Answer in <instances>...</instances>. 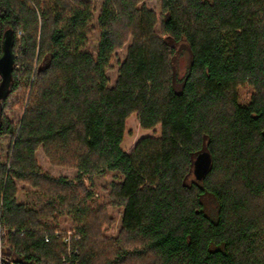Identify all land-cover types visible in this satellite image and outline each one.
I'll use <instances>...</instances> for the list:
<instances>
[{
  "label": "trees",
  "instance_id": "trees-1",
  "mask_svg": "<svg viewBox=\"0 0 264 264\" xmlns=\"http://www.w3.org/2000/svg\"><path fill=\"white\" fill-rule=\"evenodd\" d=\"M91 2L0 0V44L6 32L14 39L12 80L0 101V138L14 137L9 164L0 160V223L15 230L4 239V257L14 264H264V0H160L158 13L144 0H102L95 55L85 49ZM126 44L109 86L106 72ZM241 87L250 90L246 104ZM27 91L14 123L4 112L21 108ZM133 114L142 129L159 125L161 133L126 153ZM39 147L77 177L44 171ZM202 151L211 164L198 181L193 162ZM104 171L122 177L105 204L83 182ZM19 183L28 187L23 203ZM109 206L122 208L110 239L102 233L112 224ZM62 216L79 237L71 263L61 261Z\"/></svg>",
  "mask_w": 264,
  "mask_h": 264
},
{
  "label": "rangeland",
  "instance_id": "rangeland-1",
  "mask_svg": "<svg viewBox=\"0 0 264 264\" xmlns=\"http://www.w3.org/2000/svg\"><path fill=\"white\" fill-rule=\"evenodd\" d=\"M101 1L102 0H92L91 2L92 19L89 24L91 28V33L88 36V41L85 45V49L93 55H95L97 52L99 35L96 18L97 10L101 4ZM144 5L147 8L158 13L160 7V0H144ZM156 28L158 29V26H156ZM128 44L124 45V47L120 51L116 52L113 55L112 61L110 63L111 67L106 72V75L109 78V86H112L115 82L119 63L124 60ZM177 64L179 72L182 73L186 66V56L180 55L178 57ZM249 91L250 90L246 87H241L238 89L239 101L241 104H246L248 102ZM27 94L28 91L26 92L24 103L21 108L8 109L4 112V115L7 116L9 120L14 123L18 119H21L23 115ZM160 133L161 127L159 125H157L153 129H142L137 123L136 116L133 114L129 118H127L125 122V132L121 147L126 153H130L136 143L141 138L159 137ZM13 142L14 137L4 136L0 138V160L4 166H7V164H9V159L11 158V151L13 148ZM35 158L38 166L41 167L47 173H49L52 177H65L69 180H72L77 177L76 170L72 168H65L50 164L47 158L45 157L41 147L37 149L35 153ZM120 181H122V177L118 173L109 171H104L99 175H95L91 178V180H88L87 178L83 179V182L86 187L89 188L90 191L94 192V199L104 204L107 203L109 200L108 194L110 192L111 183ZM27 188V186L21 183L17 184L16 200L18 203H23L25 201L24 189ZM107 214L108 217L112 219V224L109 226H104L102 233L108 239L115 238L121 228L122 208L109 206L107 207ZM59 226L60 230H71V220L66 216H62L59 218Z\"/></svg>",
  "mask_w": 264,
  "mask_h": 264
},
{
  "label": "water",
  "instance_id": "water-1",
  "mask_svg": "<svg viewBox=\"0 0 264 264\" xmlns=\"http://www.w3.org/2000/svg\"><path fill=\"white\" fill-rule=\"evenodd\" d=\"M13 35L6 32L1 39L0 44V99H4L9 92L12 80L13 69ZM211 164V157L207 151L197 154L193 162V176L196 180H201L207 173Z\"/></svg>",
  "mask_w": 264,
  "mask_h": 264
},
{
  "label": "built area",
  "instance_id": "built-area-1",
  "mask_svg": "<svg viewBox=\"0 0 264 264\" xmlns=\"http://www.w3.org/2000/svg\"><path fill=\"white\" fill-rule=\"evenodd\" d=\"M22 34L21 31L17 32V36L19 37ZM14 233V229H8L2 226L0 223V264H14L12 261L6 259L3 255V246H4V239L8 235V233ZM54 234H58V231H56ZM78 235H74L73 231L66 230L65 237H64V243L66 245L65 252L61 255V261L63 263H71L73 261V258L77 255V249L72 246V241L78 240ZM44 240L47 241L48 237L45 236Z\"/></svg>",
  "mask_w": 264,
  "mask_h": 264
},
{
  "label": "flooded vegetation",
  "instance_id": "flooded-vegetation-1",
  "mask_svg": "<svg viewBox=\"0 0 264 264\" xmlns=\"http://www.w3.org/2000/svg\"><path fill=\"white\" fill-rule=\"evenodd\" d=\"M2 99H0V101H1Z\"/></svg>",
  "mask_w": 264,
  "mask_h": 264
}]
</instances>
